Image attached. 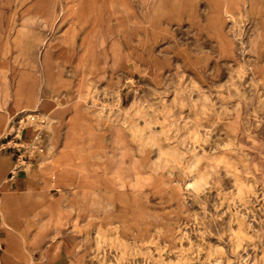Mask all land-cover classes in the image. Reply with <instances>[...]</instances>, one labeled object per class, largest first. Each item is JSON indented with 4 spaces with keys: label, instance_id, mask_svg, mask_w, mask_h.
<instances>
[{
    "label": "rangeland",
    "instance_id": "374dc122",
    "mask_svg": "<svg viewBox=\"0 0 264 264\" xmlns=\"http://www.w3.org/2000/svg\"><path fill=\"white\" fill-rule=\"evenodd\" d=\"M0 116V264H264V0H0Z\"/></svg>",
    "mask_w": 264,
    "mask_h": 264
},
{
    "label": "built area",
    "instance_id": "2783aa9c",
    "mask_svg": "<svg viewBox=\"0 0 264 264\" xmlns=\"http://www.w3.org/2000/svg\"><path fill=\"white\" fill-rule=\"evenodd\" d=\"M35 120V115L32 112H20L17 116L13 118V120L10 122L9 127L7 129L6 135L4 136V139H8L11 141H20L23 138V135L25 134V131L28 130L27 123L34 121ZM27 129V130H26ZM36 134L35 139L36 144L34 146V149L42 152L43 151V144L41 140L38 141L39 137ZM17 151H19L21 154V149L24 148H16Z\"/></svg>",
    "mask_w": 264,
    "mask_h": 264
},
{
    "label": "crops",
    "instance_id": "0c3cea01",
    "mask_svg": "<svg viewBox=\"0 0 264 264\" xmlns=\"http://www.w3.org/2000/svg\"><path fill=\"white\" fill-rule=\"evenodd\" d=\"M5 201L7 202V199H4L1 201L2 202ZM54 205V204H53ZM18 234L20 233H16L14 231H11L10 229H6V227L4 225H2V223L0 224V241H2L5 246H6V250L10 253H14L17 255V250L16 248L18 247V242L17 239H19ZM32 239H36V244L37 245H41L43 244V248H42V254L45 253V245H47L49 243L48 240L45 239V235L40 234L39 232H32Z\"/></svg>",
    "mask_w": 264,
    "mask_h": 264
},
{
    "label": "bare ground",
    "instance_id": "6f19581e",
    "mask_svg": "<svg viewBox=\"0 0 264 264\" xmlns=\"http://www.w3.org/2000/svg\"><path fill=\"white\" fill-rule=\"evenodd\" d=\"M2 122V116H0V123ZM203 180V179H202ZM3 200V197H0V205H1V201ZM58 202H55L54 203V205L55 206H57L58 204H57ZM2 222H3V224L5 225V226H7L8 228H9V223L6 221V220H2ZM35 241H36V239H35Z\"/></svg>",
    "mask_w": 264,
    "mask_h": 264
}]
</instances>
